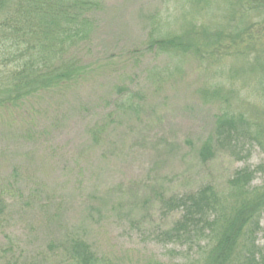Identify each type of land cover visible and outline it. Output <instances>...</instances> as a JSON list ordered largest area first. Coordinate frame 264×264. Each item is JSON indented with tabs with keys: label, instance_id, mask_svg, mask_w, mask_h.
Listing matches in <instances>:
<instances>
[{
	"label": "rangeland",
	"instance_id": "1",
	"mask_svg": "<svg viewBox=\"0 0 264 264\" xmlns=\"http://www.w3.org/2000/svg\"><path fill=\"white\" fill-rule=\"evenodd\" d=\"M175 1L106 0L77 52L87 71L77 84L31 92L12 106L0 101V264H62L76 238L105 263L182 262L195 250L160 238L180 217L166 212L168 197L205 184L223 191L245 167L257 170L252 187L264 185V151L249 138L200 156L223 114L254 123L264 115L253 63H264V28L233 41L226 36L237 14L217 7L224 41L206 45L197 32L209 24L207 9ZM178 10L186 11L181 24L173 21ZM173 26H196L194 43L208 52L182 62L148 50L152 31ZM5 72L0 64V78ZM8 83L0 80L1 92ZM256 243L264 249L263 231Z\"/></svg>",
	"mask_w": 264,
	"mask_h": 264
},
{
	"label": "trees",
	"instance_id": "2",
	"mask_svg": "<svg viewBox=\"0 0 264 264\" xmlns=\"http://www.w3.org/2000/svg\"><path fill=\"white\" fill-rule=\"evenodd\" d=\"M180 1H175L176 6H181ZM105 2L0 0V64L7 71L0 80L9 82V89L0 91V101L12 106L26 99L31 92L77 84L87 72L77 52L92 39L98 27L97 14L103 10ZM187 2L191 4L190 10L207 9L205 16L209 24H200V32H197L206 39V45L224 41L223 31L217 23V7L222 13L227 10L230 15L233 11L237 14L234 20L238 25L226 36L233 41L235 37L253 40V30L264 28V0ZM185 12L178 10V18L173 21L180 20L178 24H181ZM196 19L193 15L190 23L195 24ZM213 23L218 24L216 30L211 29ZM196 30V26L188 30L173 26L152 31L147 48L155 50L157 55L166 54L182 62L183 56L191 53L205 55L208 47L200 49L194 43ZM255 58L253 63L261 69L258 80L264 95V63L259 62V56ZM119 91L121 94L124 88ZM240 138H249L264 151V115L254 123L233 113L223 114L217 121L215 138L208 139L201 147L202 160L214 156L215 145H236ZM261 167L264 168V164ZM256 171L248 167L236 171L223 191L205 184L196 191L171 196L163 202L167 213L180 212V217L161 233L160 238L187 246L189 253L195 250L193 256L188 255L184 261L171 264H264V249L256 243L258 233L264 232L261 224L264 185L251 186ZM68 246L62 264H112L101 262L83 239L76 238ZM19 259L10 258L1 264H22ZM141 264L168 263L148 256Z\"/></svg>",
	"mask_w": 264,
	"mask_h": 264
}]
</instances>
